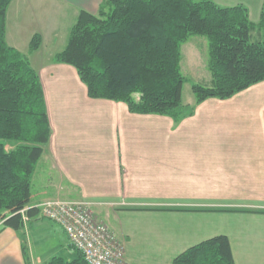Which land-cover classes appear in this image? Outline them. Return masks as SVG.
<instances>
[{
  "label": "crops",
  "instance_id": "obj_1",
  "mask_svg": "<svg viewBox=\"0 0 264 264\" xmlns=\"http://www.w3.org/2000/svg\"><path fill=\"white\" fill-rule=\"evenodd\" d=\"M214 1L247 5L251 14V10H258L259 0ZM101 2L11 0L8 5L6 42L24 54L38 74L50 125L49 139L32 173L29 206L50 197L130 202L136 205H96L94 211L103 222L111 212L120 210L166 213L167 225H173L154 231L157 236L145 233L147 243L168 246L166 264L186 248L217 234L228 237L235 264H264V80L227 99L203 100L195 105L194 113L180 119L178 128L172 127L171 120L159 122L162 118L155 116L158 114L132 113L124 102L90 98L75 68L52 58L64 48L79 10L97 13ZM34 34L40 35L41 43L37 50L28 52ZM147 123L161 124L162 141L137 139L139 130L146 131ZM100 132L111 140H100ZM191 135L206 139H186ZM123 136L131 139L124 140ZM151 157L163 164H178V188L172 190L167 184L162 187L163 195L177 201H135V195L145 192L132 185L130 165ZM222 212L234 218L235 237L210 223L212 215L221 217ZM28 220L20 231L1 228L0 220V264L48 263L49 259L27 253L25 235L32 227L52 225L41 216ZM108 226L123 243L128 264H150V252L131 246L136 230L118 233Z\"/></svg>",
  "mask_w": 264,
  "mask_h": 264
},
{
  "label": "trees",
  "instance_id": "obj_2",
  "mask_svg": "<svg viewBox=\"0 0 264 264\" xmlns=\"http://www.w3.org/2000/svg\"><path fill=\"white\" fill-rule=\"evenodd\" d=\"M10 2L0 0V220L1 228L20 231L23 215L39 216L38 207L29 206L31 176L50 130L38 74L5 39ZM191 35L207 40L211 76L210 85H192L194 104L230 98L264 80V6L253 22L243 4L214 0H102L97 13L79 10L64 48L52 59L75 68L90 98L178 121L194 110L181 100L180 46ZM40 43L34 34L28 52ZM69 246L76 254L72 260L53 257L47 264H87ZM171 264L235 262L228 237L217 234L186 248Z\"/></svg>",
  "mask_w": 264,
  "mask_h": 264
},
{
  "label": "rangeland",
  "instance_id": "obj_3",
  "mask_svg": "<svg viewBox=\"0 0 264 264\" xmlns=\"http://www.w3.org/2000/svg\"><path fill=\"white\" fill-rule=\"evenodd\" d=\"M263 6H264V0H259L256 8L258 10H251V14H250L249 8H247L249 11V19L251 21L253 22L258 21L259 14ZM252 7H254L253 2H252ZM180 52H181L180 70L182 75L184 76V81L181 91V100L184 105H189V106L191 105L195 108L196 107L195 105L197 104H194L195 98L192 91V85L195 83H200L202 85L211 84L210 82L211 76L207 68V59H208L207 40L205 37L191 35L181 44ZM257 92H259V90H257ZM155 116L162 118L160 119L159 122H165L166 120H171L172 127L176 125V127L178 128L179 126L180 119L178 121H175L170 116L167 115H155ZM188 116L189 115L183 118L186 119ZM147 125L148 126L146 127V131H144L143 133L140 132L139 130L137 139L142 141H155V142L162 141L164 129L161 126V124L147 123ZM140 128H142V126H140ZM49 130H50V125H49ZM153 130L154 133H152ZM175 134L178 137V133L176 132ZM98 135H99L98 137H100V140H102L103 142H105L106 139L109 141L111 140L110 136H106V138H104L101 132ZM123 139L130 140L131 138L125 139L123 136ZM186 139L203 140L206 138L204 137L201 139L200 137H194L191 135V136H187ZM113 140L117 141L115 137L113 138ZM7 146L10 147L12 145H7ZM115 149L117 151V146L115 147ZM184 151L187 152L189 150L184 149ZM200 151L203 152V150H199V151L196 150L195 152H200ZM172 165L170 163L163 164L158 159L154 160L153 157L140 164L135 162L132 163V165H130L131 172L128 173V177L130 178V180H132V185L134 187L140 186L142 187V190L145 192L143 193L145 195H138V196L135 195L134 198L136 199L135 201L143 202V203L149 202L148 204L169 202L168 200L177 201V199L170 198L169 195H163V191H162V187H165V184H167V187H170L172 190L174 189L176 190L178 188V178H179V172L177 169L178 164L175 166ZM139 177H142V179ZM146 179L148 180L146 182H143V180L145 181ZM149 179H151V181H149ZM31 180H32V176H31ZM162 184L164 186H162ZM156 187H159L160 190L157 191ZM56 199L91 201V199H85V198L72 199V198H63V197H50L40 201L36 205H39L47 200H56ZM92 201L95 202L96 200H92ZM96 203H101L102 205H108V206L111 205L115 206L117 204L125 205V206L136 205V204H130V202L105 203L102 201H96ZM94 212L97 213L96 210ZM222 213L223 215H221V217L217 215V213L212 215V217L210 218L213 219L210 220V223L211 224L213 223V227H217V229H220L223 233L225 232L227 233V231H229V233L232 234V237H235L237 228L235 227L234 224V218L230 217L229 215H226V213L224 212ZM164 215L167 216L166 213L159 214L155 211H147V210L121 211L120 210L117 211V213L115 214L111 212V215L108 216V218L105 220L106 221L105 223L113 227L118 233L136 230L137 232L135 233V235L133 234V237L131 238V246L144 250L143 253L150 252V255L153 256L151 257L152 258L151 261H147L150 262V264L152 263L166 264L167 263L166 259L168 255L167 253L169 252L166 251V247L168 248V246L166 244H165L166 246L162 244L160 245L158 244V242L155 244H150L147 243L145 240V233L149 232L150 236L152 235L157 236V234L154 233V231H163L165 227L173 225V223L167 225L169 221L164 217ZM46 222L51 224L52 227L43 226L44 228H36V229L32 227V229L30 228V232L26 233L25 243H27V247H28L27 253L34 258H41L43 260L49 259V261L53 257H62L68 261L72 260L76 256V254L74 250L71 249V247L68 245V241L61 232V230L59 229V227L50 220L46 219ZM165 223L166 225H164ZM179 224L180 222H178V225L176 226L179 227ZM164 231H167V229ZM152 249H154V252L151 251ZM155 256H158V258H156ZM155 258L157 260H155ZM155 261H158V263H156Z\"/></svg>",
  "mask_w": 264,
  "mask_h": 264
},
{
  "label": "built area",
  "instance_id": "obj_4",
  "mask_svg": "<svg viewBox=\"0 0 264 264\" xmlns=\"http://www.w3.org/2000/svg\"><path fill=\"white\" fill-rule=\"evenodd\" d=\"M96 205L102 204L56 199L35 206L39 209V216L63 229L69 244L82 254L87 264H128L123 243L95 214ZM23 220L25 223L28 218L23 215Z\"/></svg>",
  "mask_w": 264,
  "mask_h": 264
}]
</instances>
